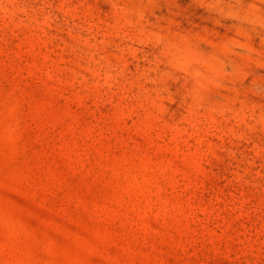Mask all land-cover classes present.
I'll return each instance as SVG.
<instances>
[{"label":"rangeland","instance_id":"1","mask_svg":"<svg viewBox=\"0 0 264 264\" xmlns=\"http://www.w3.org/2000/svg\"><path fill=\"white\" fill-rule=\"evenodd\" d=\"M0 264H264V0H0Z\"/></svg>","mask_w":264,"mask_h":264}]
</instances>
